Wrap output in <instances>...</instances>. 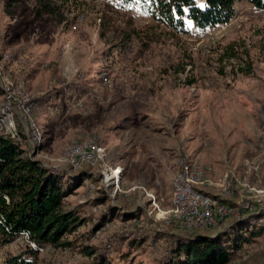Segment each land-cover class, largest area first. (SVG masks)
I'll return each mask as SVG.
<instances>
[{"label":"rangeland","instance_id":"374dc122","mask_svg":"<svg viewBox=\"0 0 264 264\" xmlns=\"http://www.w3.org/2000/svg\"><path fill=\"white\" fill-rule=\"evenodd\" d=\"M128 1L0 0V102L5 87L17 85L31 94L30 120L41 142L32 152L28 144L22 147L34 160L67 174L65 192L82 170L96 178L77 181L65 197L66 207L83 204V213L94 216L103 204L91 205V200L105 196V203L125 213L141 210L140 217L125 222L115 211L90 239L93 243H104L120 230L206 231L186 227L171 211L175 171L184 153L214 181L227 169L251 184L254 171L264 179V165L257 160L264 118V10L237 0V15L228 24L180 33ZM195 3L204 7L205 0ZM233 42L236 59H222ZM247 63L251 72L237 73V66ZM179 65L184 70L177 72ZM189 78L194 82L187 83ZM69 82L73 85L65 88ZM85 140L104 148L103 161L83 162L73 170L60 154L66 145ZM245 160L256 170L247 171ZM116 166L121 169L116 182L103 176ZM205 189L224 193L221 187ZM234 189L227 199L235 206L264 207V193ZM234 219V213L228 215L211 232H232ZM162 241L149 238L131 248L129 261L152 263ZM27 244L18 237L0 247V264L7 251ZM37 251L46 260L71 262L79 256L68 250ZM225 264H264V234L243 244Z\"/></svg>","mask_w":264,"mask_h":264},{"label":"trees","instance_id":"16d2710c","mask_svg":"<svg viewBox=\"0 0 264 264\" xmlns=\"http://www.w3.org/2000/svg\"><path fill=\"white\" fill-rule=\"evenodd\" d=\"M116 1H120L121 5L129 2ZM130 1L136 2L146 15L180 33H201L227 24L237 15V0H205L204 7L198 6L195 0ZM248 1L255 8L264 10V0ZM235 44H227L222 59H236L238 48ZM183 70L184 66L179 65L175 71ZM251 70L250 63L237 66V73L248 74ZM219 71L223 72V67ZM186 82L194 81L189 78ZM72 85L73 82H69L65 88ZM67 91L68 89L65 92ZM74 176L76 183L67 192L63 191L67 174L64 175L60 168H51L34 160L24 147L0 136V247L13 241L21 230H27L30 240L45 251L68 250L79 255L71 262L46 260L39 257V251L26 245L17 252L7 251L1 264H134L128 259L131 248L149 238L152 241L163 240V243L153 252L150 260L152 263L145 264H225L240 253L243 244L264 234V207L255 205L252 209H239L240 218L234 219L233 231L229 233L211 232L217 226L207 227L206 231L191 232L179 228L170 231L141 228L136 231L137 234L123 230L113 231L106 242L93 243L90 239L112 220L113 213L118 209L105 203V196L91 200V205L103 204L94 216L83 213V204L66 207L65 197L72 192L77 181L84 178L96 180L86 170ZM232 188L235 190L234 186ZM118 211L124 222L141 215L140 208L126 213ZM85 223L90 224L89 228L79 231L80 226Z\"/></svg>","mask_w":264,"mask_h":264},{"label":"built area","instance_id":"2783aa9c","mask_svg":"<svg viewBox=\"0 0 264 264\" xmlns=\"http://www.w3.org/2000/svg\"><path fill=\"white\" fill-rule=\"evenodd\" d=\"M31 96V94H27L17 85L15 87H5L2 101L0 102V130L6 129V132L0 136L9 138L21 146L28 144L31 146L32 152L35 147L34 143L36 142L35 144L39 145L41 142L38 128L30 120L32 108ZM257 139V160L260 164L264 165V118L260 124ZM104 155L105 151L103 147L96 145L93 140H85L70 143L63 147L60 159L62 162H67L71 169L77 170L83 162L93 165L98 161H103ZM41 163L48 166L44 162ZM55 166L53 165L52 167L55 168ZM244 166L247 171L256 170V167L249 160H245ZM206 171L212 172L213 168L207 166ZM120 172V167L116 166L110 168L103 176L116 182ZM254 175L255 182L251 184L244 177L242 179V177L237 175L234 170L227 169L218 181H214L201 169L196 158L184 153L183 157L178 161L175 171L171 193V211L176 218L181 219L185 226L191 229L216 226L232 213L239 219V209H249L248 203H241L239 208H237V206L231 204L228 200H222L227 199V195L230 196L234 193L232 186L236 188L242 186L245 190L254 193H264V179L261 178L262 176L257 171H254ZM261 182L263 183L260 184ZM261 185L263 186L261 187ZM207 186L221 187L224 193L210 192L205 189ZM90 187H92L91 184ZM18 237L26 239L27 245H30L34 249L41 250L30 240L27 230H21L16 234V238Z\"/></svg>","mask_w":264,"mask_h":264},{"label":"crops","instance_id":"0c3cea01","mask_svg":"<svg viewBox=\"0 0 264 264\" xmlns=\"http://www.w3.org/2000/svg\"><path fill=\"white\" fill-rule=\"evenodd\" d=\"M228 24V23H227Z\"/></svg>","mask_w":264,"mask_h":264}]
</instances>
